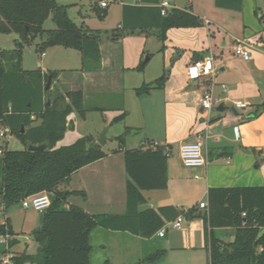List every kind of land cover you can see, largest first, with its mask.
Returning a JSON list of instances; mask_svg holds the SVG:
<instances>
[{"label": "crops", "instance_id": "0c3cea01", "mask_svg": "<svg viewBox=\"0 0 264 264\" xmlns=\"http://www.w3.org/2000/svg\"><path fill=\"white\" fill-rule=\"evenodd\" d=\"M110 3L106 9H101L107 11L105 18H111L114 26L109 28L115 31L121 27L124 3L140 5L141 0L120 1L121 5L115 8L110 7ZM188 3L193 14L201 19L197 28H172L162 39L157 29L131 33L119 40L112 39L113 32L103 34L100 42L102 68L98 71L39 68L43 73L59 71L51 85L53 90L63 95L82 91L84 102L91 95H120L126 104V93L131 91L153 121L161 106L162 124L157 128L151 125L144 139L127 140L131 149L146 150L158 143L167 154V187L143 191L147 201L143 206L149 205L148 209L156 211L172 207L184 213L195 208L196 214H203L205 209L201 210L199 205L206 202L208 206L210 188L264 186V0H243L242 11L218 8L215 0H189ZM173 6L179 10L187 8ZM83 23L91 27L87 20ZM239 41L249 50V61L235 52ZM59 48L49 50L58 51ZM43 56L47 58L48 54ZM156 58H160L156 66L151 65ZM204 59L212 61L214 74L199 81H188L189 64ZM142 64L144 70L139 71L137 68ZM163 75L166 80L162 89L152 88L145 96L136 94L140 86ZM205 92L210 93L213 102L210 111L205 110L200 101ZM237 101L246 103L247 108H235ZM73 129L69 125L58 147L68 146L63 142L67 138L71 145L78 140L79 134L68 136ZM198 139L204 140L203 151L209 159L208 165L188 168L180 158V148ZM105 153V158L75 172L68 182L59 186L58 190L63 192L85 194L73 195L67 207L76 205L89 215L97 216L126 214L125 150L111 149ZM76 196L83 198L81 206L71 202ZM183 216L185 223L181 230L173 229V221L166 220L163 228L167 233L163 238L159 232L145 239L97 227L91 233L92 252L95 237L102 234L108 239L99 247L103 251L111 248L105 260L108 264H141L146 257L162 252L164 256L160 260H150L147 264H209L203 220ZM214 231L222 243L235 241L233 228Z\"/></svg>", "mask_w": 264, "mask_h": 264}, {"label": "trees", "instance_id": "16d2710c", "mask_svg": "<svg viewBox=\"0 0 264 264\" xmlns=\"http://www.w3.org/2000/svg\"><path fill=\"white\" fill-rule=\"evenodd\" d=\"M160 3L161 0H141L140 5L124 3L121 27L113 32L112 39L123 38L125 32L142 33L153 29L161 31L162 39L172 28L199 27L201 19L191 9L174 7L164 16ZM242 5L243 0H215L216 7L231 11H242ZM70 6L59 4L57 0H0V34L19 36L12 52H0V120L10 129L11 135L19 137L26 145L25 150L1 149L0 202L8 209L41 192H47L52 198L51 207L42 213L40 229L34 233L36 252L23 251L14 255L11 264H91V233L97 227L148 239L163 228L166 220L174 221L185 214L204 222L209 264H264V186L210 188L208 206L203 214H196L195 208L185 213L172 207L158 211L139 210L147 203L143 191L167 187V154L160 147L125 151L128 177L125 215H89L76 205L67 207L73 195L85 194L63 192L58 190L59 186L68 182L75 172L102 160L107 154L92 136L58 147L68 131L71 112L76 110L85 118L84 95L82 91L63 95L53 88L47 90L49 75H53L54 81L60 72L26 71L22 63L24 48L40 38V43L35 44L37 52L45 54L56 46L75 49L82 56V71L102 68V32L76 24L68 12ZM96 12L102 19L107 15V11L100 8ZM51 15L55 28L46 31L44 24ZM137 69L143 71L144 65ZM165 80L163 75L150 84L162 89ZM150 89L145 86L135 91L139 95ZM117 140L125 144L123 136ZM45 142H49L46 150L28 151V144L35 146ZM121 150H124L122 145ZM222 228L235 230L233 243H222L216 237L214 230ZM5 237L9 238L8 249L5 242H1ZM18 244L10 219L0 222V253L6 254ZM163 256V252L149 256L141 264L160 260Z\"/></svg>", "mask_w": 264, "mask_h": 264}, {"label": "rangeland", "instance_id": "374dc122", "mask_svg": "<svg viewBox=\"0 0 264 264\" xmlns=\"http://www.w3.org/2000/svg\"><path fill=\"white\" fill-rule=\"evenodd\" d=\"M102 1L111 2L110 7L114 8L121 5L119 0H57L59 4L67 6L72 5L69 7L68 12L70 13V17L75 23L82 25L84 24L83 20H87L91 24V27L85 24L87 28L96 31H100L101 29H103L105 31L101 32L102 34L106 35L114 32L112 28H109L110 25H114H112L113 23L111 18L102 19L97 14L96 9H101L100 3ZM168 1L172 3V5L175 4L176 7L187 6L186 9H190L191 6L188 3L189 0ZM54 28L55 23L53 20V15H51L50 19L44 24V30L50 31ZM124 34V36H131V33L125 32ZM18 38L19 36L17 34H0V52H12L16 48V41ZM36 41L40 42V38H38ZM34 45L35 43L32 46H26L24 48L22 66L26 71L33 72L35 70H40V66L43 69H46V67H55L58 69H83L82 56L80 52L75 49L69 50L61 47L57 49L58 51L48 50L46 52V55L48 54V57L45 58L41 52H37ZM151 49L152 52H154V49ZM64 54H66V56H64ZM145 59L146 56L144 57L143 63ZM158 59L160 58H156V60H154L151 65L156 66L155 63L159 61ZM145 86L147 88H153V86L148 83L144 86H140V89L144 88ZM130 92L126 93V104L123 103V97L120 95H99L97 97L91 95V97H89L88 100L84 102L85 118H83L82 115H80V113L76 110L71 112V115L69 116V123L71 127L73 126L74 129L72 130L71 135L68 136H70L71 138L72 134L75 133L80 135L78 139L82 137L92 136L97 141L108 129V133L105 138V145L102 146V149L105 152H109V150L111 149H116L117 151H119L121 145L125 151L131 149L128 146L127 140L130 141L131 139L137 138L144 139L151 125H153L154 128H157L159 123L162 124L163 116L161 117L160 106V109L156 111V114L154 116V119L157 122L153 121V119L151 120L146 112L142 109L144 108V105L138 103L136 96L133 93L131 94ZM146 94H148V91L145 90V92L139 94V96H145ZM131 111L132 113H130ZM35 125H37V123H35ZM135 131L140 132L136 133ZM157 131L158 130H156V132ZM120 136L124 137L125 144H121L120 141L117 140V138ZM63 142L66 145H71L69 144V138L63 140ZM0 149L10 151L25 150L26 145L22 143L19 137L9 134L6 138H0ZM2 177L3 162L2 154H0V183H2ZM82 199V197L76 196L73 197L71 202L81 206L83 202ZM7 218H9L11 221L13 233L15 234V238H17V240L19 241V244L10 250H7L8 253L6 254L0 253V264H7L4 262V260H10L9 264H11L12 257L14 255H19V253L23 251H26L28 254H34L36 252L37 244L34 239V233L41 225L43 216L42 213L38 211L36 212L31 208H24L21 202L9 207L8 209H5V207L0 202V222L4 221ZM100 228V230H103L102 227ZM107 239L108 237L106 238V236H103L102 234H99L95 237L93 242L94 250L91 256V264H107L105 260L108 259V256L111 253V248L109 247L107 251H103L99 247V245L104 241H107ZM3 241H5V243ZM8 241L9 238H1V242L5 244L6 249H8ZM145 259H147V257ZM147 263L148 262H144L142 264ZM109 264L112 263L109 262Z\"/></svg>", "mask_w": 264, "mask_h": 264}, {"label": "built area", "instance_id": "2783aa9c", "mask_svg": "<svg viewBox=\"0 0 264 264\" xmlns=\"http://www.w3.org/2000/svg\"><path fill=\"white\" fill-rule=\"evenodd\" d=\"M100 6L102 9H106L109 6V2H101ZM160 10H162V15L166 16L169 12L174 8L172 3L168 0H162L159 4ZM235 52L240 55L244 60H250V52L249 50L244 48V43L240 42L236 46ZM187 71V79L188 81H199L200 78L206 76H212L215 71L214 64L210 59H204L199 61H194L189 64ZM202 107L205 110H212L213 102L211 101V95L209 92H205L202 96L201 100ZM235 108L245 109L247 108V104L241 101H237L235 103ZM10 133V129L3 125L0 120V138H6ZM152 148H157L158 143H154ZM204 140L198 139L194 143H184L180 148V158H182L183 165L188 168H202L208 165L209 159L204 154ZM0 154H2V150L0 149ZM22 205L24 208H31L36 212L43 213L47 209H49L52 205V198L47 192H41L34 196H30L22 201ZM199 208L201 210L207 208L206 202L200 203ZM185 223V217L183 215L179 216L172 222V228L176 230H181ZM160 237H165L167 233V229L161 228L159 231ZM5 242V241H3ZM10 260H4L5 263L9 264Z\"/></svg>", "mask_w": 264, "mask_h": 264}, {"label": "water", "instance_id": "95a60500", "mask_svg": "<svg viewBox=\"0 0 264 264\" xmlns=\"http://www.w3.org/2000/svg\"><path fill=\"white\" fill-rule=\"evenodd\" d=\"M52 81H53V75H49L47 83H46L47 90H50L52 88L51 87ZM48 104L50 105V101L49 100H48ZM22 132H24V128H23ZM107 133H108V129L102 134L101 138H99L97 140L98 143L101 145V147L105 145V142H106L105 138H106ZM48 146H49V142H45V143H42V144H39V145H35V146L32 145V144H28L27 147H28V151H30V152H35V151L42 152V151L46 150L48 148ZM148 207H149V205L148 206H142V207H140L139 210L143 211V210L148 209ZM39 229H40V226L37 228L36 232Z\"/></svg>", "mask_w": 264, "mask_h": 264}]
</instances>
